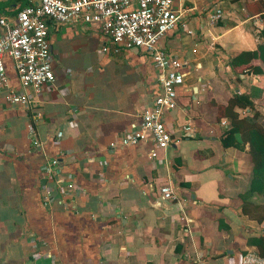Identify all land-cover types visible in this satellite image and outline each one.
Segmentation results:
<instances>
[{
  "label": "crops",
  "instance_id": "obj_1",
  "mask_svg": "<svg viewBox=\"0 0 264 264\" xmlns=\"http://www.w3.org/2000/svg\"><path fill=\"white\" fill-rule=\"evenodd\" d=\"M39 1L0 0V17ZM217 3L226 18L211 24L206 1L175 2L188 10L185 27L162 43L183 60L186 75L167 116L172 144L156 158L150 143H121L157 90L145 54L111 46L104 52V40L89 28L63 26L50 39L56 80L40 92L20 87L6 57L12 87L32 103L0 102V264H244L250 254L261 257L253 241L264 222L243 208L253 177L250 145H222L228 122L218 108L247 93L254 110L238 112H258L264 127L263 62L229 64L264 45V0ZM54 159L58 168L48 179ZM66 182L79 191L45 206ZM167 187L178 197L162 200Z\"/></svg>",
  "mask_w": 264,
  "mask_h": 264
},
{
  "label": "built area",
  "instance_id": "obj_2",
  "mask_svg": "<svg viewBox=\"0 0 264 264\" xmlns=\"http://www.w3.org/2000/svg\"><path fill=\"white\" fill-rule=\"evenodd\" d=\"M206 1L211 10L210 23L217 24L226 18L217 0ZM176 0H40L20 9L13 18L0 17V102L5 107L28 108L32 97L12 87L5 59L14 65L20 87L42 88L53 85L56 75L51 53V32L66 25H81L98 34L103 40V51L110 46L114 52L138 51L150 58L157 73V90L137 116L132 130L122 138L123 145H153L151 156L172 144V134L167 124L168 114L178 105V92L184 86L183 60L168 52L162 41L167 34L184 26L188 10L175 5ZM188 31V30H187ZM226 123V122H225ZM188 129V127H185ZM61 136V133H59ZM36 145L39 143L36 141ZM58 160L49 162L45 175L51 179L58 168ZM55 170V171H54ZM58 172V170H57ZM78 187L66 182L61 195L45 197L44 205L50 207L57 199L65 203ZM76 191H74L76 193ZM161 199L171 201L178 197L175 190H162ZM244 264H263L261 257L248 255Z\"/></svg>",
  "mask_w": 264,
  "mask_h": 264
},
{
  "label": "trees",
  "instance_id": "obj_3",
  "mask_svg": "<svg viewBox=\"0 0 264 264\" xmlns=\"http://www.w3.org/2000/svg\"><path fill=\"white\" fill-rule=\"evenodd\" d=\"M262 37L264 38V27H262ZM260 59L264 64V45H260L256 51H244L239 56L231 59L230 66L240 67L249 66L253 60ZM254 74L263 73L260 67L250 66ZM238 109L250 111L254 110V102L251 95L234 94L227 104H222L218 108V118H226L228 129L222 136L224 147L235 146L244 149L243 143H249V154L253 164V177L250 190L243 195L244 211L257 219L260 223L264 222V202L252 201L254 196H264V127L259 122L260 114L255 112L252 117H241ZM236 134H241L242 142H238ZM259 250V255L264 258V233L253 241Z\"/></svg>",
  "mask_w": 264,
  "mask_h": 264
}]
</instances>
